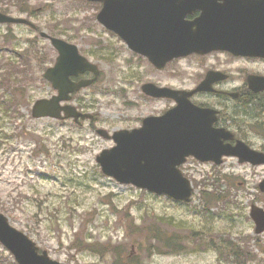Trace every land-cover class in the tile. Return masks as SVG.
<instances>
[{
  "label": "rangeland",
  "instance_id": "374dc122",
  "mask_svg": "<svg viewBox=\"0 0 264 264\" xmlns=\"http://www.w3.org/2000/svg\"><path fill=\"white\" fill-rule=\"evenodd\" d=\"M96 6L80 0H0L1 11L37 26L34 31L25 25L0 24V50L7 45L0 51V211L63 263L113 264L110 254L86 251L78 238L123 245L121 255L137 264H219L216 248L228 245V240L240 244L246 237L248 250L264 258V233L255 237L248 219L255 196L258 205H264V195L255 189L264 178L263 168H248L234 159L218 167L190 158L181 171L193 183V197L187 204L175 203L103 175L95 157L113 143L97 135L88 121L78 127L71 120L31 116L34 100L52 94L42 74L56 54L40 31L59 33L99 65L100 79L72 102L96 114L98 127L132 128L167 105L141 96L138 82L145 78H132L133 61L116 37H108L97 23ZM14 52H25L28 59L23 64L20 57L10 56ZM9 62H14L12 75L5 73ZM5 76L10 79L5 81ZM128 214L137 223L153 216L150 222L169 235L178 234L188 252L158 253L146 238L127 240L123 223ZM12 261L0 245V264Z\"/></svg>",
  "mask_w": 264,
  "mask_h": 264
},
{
  "label": "water",
  "instance_id": "95a60500",
  "mask_svg": "<svg viewBox=\"0 0 264 264\" xmlns=\"http://www.w3.org/2000/svg\"><path fill=\"white\" fill-rule=\"evenodd\" d=\"M104 1V8L98 14L99 21L122 34L128 43L133 42L132 33L135 29L138 31L150 29L147 18L151 15H158L161 12L169 14L174 10L180 15H185L200 10L202 17H211L218 9H225L231 15L228 26L233 30L234 38L243 39L242 42L235 40L231 43L230 49L248 54L264 52V0L226 1L222 7L217 6L215 0ZM152 6L156 11L146 10ZM257 9L261 13L256 14ZM142 19L146 22L145 27L141 26ZM0 22L23 20L0 13ZM195 25L197 33L192 37H187V27L184 28L182 23L178 24L176 34L173 36L169 34L170 55L188 53L201 47L220 48L214 35H206L208 30L202 19ZM163 26L167 28V24ZM169 27L175 26L170 24ZM198 35L203 36L197 39ZM52 40L59 51V56L54 68L47 70L45 77L60 89V94L49 100L37 101L33 108L35 116L58 117L61 109L58 102L69 99L67 92L89 83L74 84L69 81L70 74L84 71L89 64L78 54L75 46L60 40ZM63 109L66 115H78L71 107ZM198 117L199 109L189 103L161 117L146 118L143 121L145 126L139 130L115 133L117 146L103 151L97 157V161L105 174L115 177L120 182L132 183L156 193L165 192L175 198L188 200L191 191L188 181L181 176L175 166L183 162L189 154L201 159L213 156L208 152L207 143L202 141L201 136L204 133L200 132L198 127L203 125V121ZM0 241L14 254L19 264H60L50 260L45 251L38 254L34 243L23 233L9 226L7 219L1 214Z\"/></svg>",
  "mask_w": 264,
  "mask_h": 264
},
{
  "label": "flooded vegetation",
  "instance_id": "af4514ba",
  "mask_svg": "<svg viewBox=\"0 0 264 264\" xmlns=\"http://www.w3.org/2000/svg\"><path fill=\"white\" fill-rule=\"evenodd\" d=\"M130 53L136 61L147 62L143 56ZM193 59L198 72L184 74L183 70ZM209 71L216 73L212 89L195 93L191 99L201 107L216 111L217 120L211 132L225 134L228 130L234 134L231 142L242 139L264 152V90L258 91L256 84L250 85L248 80L250 76L264 77V58L235 56L226 51L193 54L167 63L162 70L152 68L147 76L159 86L184 89L186 82L197 86ZM166 101L173 104L170 99ZM252 135L260 145L253 143ZM219 136V140H225L223 135ZM246 165L250 167V164Z\"/></svg>",
  "mask_w": 264,
  "mask_h": 264
},
{
  "label": "trees",
  "instance_id": "16d2710c",
  "mask_svg": "<svg viewBox=\"0 0 264 264\" xmlns=\"http://www.w3.org/2000/svg\"><path fill=\"white\" fill-rule=\"evenodd\" d=\"M138 229V228H137ZM137 229H135L134 231H136ZM140 230V228H139ZM142 230V228H141ZM132 231V232H134ZM169 241H172V240H176L175 238H173L172 236L168 239ZM93 247V250L96 251V252H103V251H106V248H104L103 250H100L99 246H96L95 244H92L91 245ZM113 250V249H112Z\"/></svg>",
  "mask_w": 264,
  "mask_h": 264
}]
</instances>
